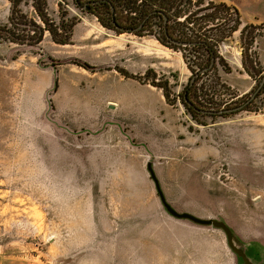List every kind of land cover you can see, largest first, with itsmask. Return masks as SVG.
I'll use <instances>...</instances> for the list:
<instances>
[{"label":"rangeland","instance_id":"obj_1","mask_svg":"<svg viewBox=\"0 0 264 264\" xmlns=\"http://www.w3.org/2000/svg\"><path fill=\"white\" fill-rule=\"evenodd\" d=\"M59 4L79 20L73 45L0 42V264H243L222 230L169 214L149 165L174 210L224 221L262 252L264 92L199 125L178 97L192 78L182 50L108 30L73 0H51L55 18ZM9 13L0 0V24ZM246 41L238 32L218 47L229 90L205 76V100L249 105L264 25ZM166 81L172 104L156 87Z\"/></svg>","mask_w":264,"mask_h":264},{"label":"trees","instance_id":"obj_2","mask_svg":"<svg viewBox=\"0 0 264 264\" xmlns=\"http://www.w3.org/2000/svg\"><path fill=\"white\" fill-rule=\"evenodd\" d=\"M10 4L8 21L0 24V42L19 46L38 47L45 37L59 46L73 44L74 29L79 20L70 16L67 9L59 4L55 18L50 12L51 0H7ZM75 8L98 20L108 30L118 34L154 36L162 45L184 52V61L192 73V78L178 95L182 104L195 121L200 118H227L242 111H249L260 96L257 94L242 110L222 113L228 109L218 104L216 94L205 100L199 81L213 74L218 88L229 87L219 76V68L230 73L231 68L219 55L218 47L234 33L240 31V40L244 44L255 29L253 25L242 27L239 12L226 3L213 0H73ZM211 26L207 29L208 25ZM157 28L155 33L154 28ZM242 27V28H241ZM253 41V36L251 37ZM187 43L186 46L183 44ZM193 52V58L190 56ZM197 54L199 56H197ZM247 52L243 53V69L253 76L255 68L246 62ZM155 83V82H154ZM156 87L163 90L164 97L172 104L168 82ZM264 92V85L260 89ZM207 95V94H206ZM199 125H205L200 124Z\"/></svg>","mask_w":264,"mask_h":264},{"label":"water","instance_id":"obj_3","mask_svg":"<svg viewBox=\"0 0 264 264\" xmlns=\"http://www.w3.org/2000/svg\"><path fill=\"white\" fill-rule=\"evenodd\" d=\"M183 45L186 46L187 43H184ZM263 85H264V79L261 82V84L258 87V89L255 91V95L260 91V89L262 88ZM255 95L251 98V100L255 97ZM247 103H249V101ZM242 108H243V106H239V107H236V108H233V109H228V110H226L224 112L220 111L218 113L222 114V113L238 112V111L242 110ZM149 171L151 173L152 178L155 181V184H156V187H157V191L159 193L161 201H162L164 207L166 208V210L169 212V214H171L172 216H174L175 218H178V219L190 220L191 222H193L195 224H198V225L213 226V227H215L217 229L222 230L226 234L227 241H228V244H229L231 250L236 254V256L238 258H242L246 264H250L249 260L247 259L246 255L244 253V250L239 245V242H238V240H237V238L235 236V233L233 232V230L224 221L215 220V219L206 220V219L198 218V217H196L194 215H191V214H188V213H179V212H177L176 210H174L166 202V200H165V198L163 196V193L161 191V188L159 186V182L156 179L155 174L153 172V169H152V167L150 165H149Z\"/></svg>","mask_w":264,"mask_h":264},{"label":"crops","instance_id":"obj_4","mask_svg":"<svg viewBox=\"0 0 264 264\" xmlns=\"http://www.w3.org/2000/svg\"><path fill=\"white\" fill-rule=\"evenodd\" d=\"M62 1H65V0H62ZM213 1L217 4L226 3L227 5L234 7L240 14L242 27L247 26V25H253L256 27H259V25H264V0H213ZM46 38L48 37H45V39ZM85 39H88V38H85ZM73 40H74V36H73ZM66 46H69V45H66ZM97 46H99V44H97ZM243 75L249 76L246 72H244Z\"/></svg>","mask_w":264,"mask_h":264},{"label":"flooded vegetation","instance_id":"obj_5","mask_svg":"<svg viewBox=\"0 0 264 264\" xmlns=\"http://www.w3.org/2000/svg\"><path fill=\"white\" fill-rule=\"evenodd\" d=\"M258 244H252L250 245L248 248L243 249L244 253L247 257V259L249 260L250 264H255L254 261H259L258 263H262L264 264V254L262 253L264 250H262V252L257 248ZM259 247H262L261 245H258ZM243 262V264H246L244 262V260L242 258H240Z\"/></svg>","mask_w":264,"mask_h":264}]
</instances>
